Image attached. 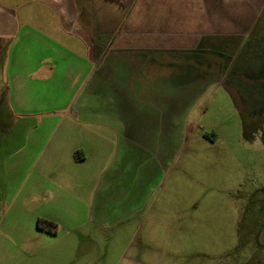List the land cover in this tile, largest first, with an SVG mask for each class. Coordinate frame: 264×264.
<instances>
[{
	"label": "rangeland",
	"instance_id": "rangeland-1",
	"mask_svg": "<svg viewBox=\"0 0 264 264\" xmlns=\"http://www.w3.org/2000/svg\"><path fill=\"white\" fill-rule=\"evenodd\" d=\"M131 1H84L77 25L95 43L86 101L107 127L84 134V163H62L53 200L0 170V264H264V6L251 30L204 35L196 48L118 49ZM32 8L41 15L28 23L51 34L52 11ZM107 168L102 222L90 201ZM39 210L58 220L56 235L37 231ZM115 213L131 216L113 223Z\"/></svg>",
	"mask_w": 264,
	"mask_h": 264
},
{
	"label": "crops",
	"instance_id": "crops-1",
	"mask_svg": "<svg viewBox=\"0 0 264 264\" xmlns=\"http://www.w3.org/2000/svg\"><path fill=\"white\" fill-rule=\"evenodd\" d=\"M84 1L0 0V170L10 176L21 174L20 188L29 187L31 192L48 187L52 200L66 172L62 163H84L89 156L84 134L92 132L93 123L107 127L90 119L86 101V90L93 85L95 43L88 29L77 25ZM117 2L124 6V0ZM34 5L47 7L56 17L52 35L28 23L29 17L41 15L40 9L28 10ZM129 6L131 18L113 39L116 48L181 50L198 47L204 35L251 30L264 0H132ZM19 8L26 9L22 17ZM173 31L202 33L178 40L170 38ZM61 33L65 37L60 38ZM67 140L73 146L66 147ZM109 172L108 168L102 171L90 201L94 216L102 222L111 221L106 216ZM27 204L31 203L15 207L33 206ZM35 212V220L58 224L54 216ZM130 216L115 213L110 219L114 223Z\"/></svg>",
	"mask_w": 264,
	"mask_h": 264
},
{
	"label": "trees",
	"instance_id": "trees-1",
	"mask_svg": "<svg viewBox=\"0 0 264 264\" xmlns=\"http://www.w3.org/2000/svg\"><path fill=\"white\" fill-rule=\"evenodd\" d=\"M36 226L38 229H45V231H48L50 233L57 232V224L45 218H37ZM250 263H252V261Z\"/></svg>",
	"mask_w": 264,
	"mask_h": 264
},
{
	"label": "flooded vegetation",
	"instance_id": "flooded-vegetation-1",
	"mask_svg": "<svg viewBox=\"0 0 264 264\" xmlns=\"http://www.w3.org/2000/svg\"><path fill=\"white\" fill-rule=\"evenodd\" d=\"M229 79H230V76H228L226 73H222L218 78V83L222 86V84H226V85H230L229 84ZM232 86V85H231ZM235 101H236V98H234ZM237 104H239L240 106V102L239 100H237Z\"/></svg>",
	"mask_w": 264,
	"mask_h": 264
},
{
	"label": "water",
	"instance_id": "water-1",
	"mask_svg": "<svg viewBox=\"0 0 264 264\" xmlns=\"http://www.w3.org/2000/svg\"><path fill=\"white\" fill-rule=\"evenodd\" d=\"M222 86L224 87V89L233 97H235L236 99L237 98V93L236 91L234 90V88H232L231 86L229 85H226V84H222Z\"/></svg>",
	"mask_w": 264,
	"mask_h": 264
}]
</instances>
